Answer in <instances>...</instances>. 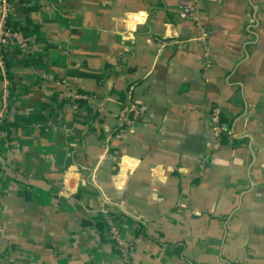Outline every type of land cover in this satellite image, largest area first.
<instances>
[{
    "label": "crops",
    "instance_id": "obj_1",
    "mask_svg": "<svg viewBox=\"0 0 264 264\" xmlns=\"http://www.w3.org/2000/svg\"><path fill=\"white\" fill-rule=\"evenodd\" d=\"M11 22L32 49H9L0 264H124L102 205L130 264H264V0H17Z\"/></svg>",
    "mask_w": 264,
    "mask_h": 264
},
{
    "label": "built area",
    "instance_id": "obj_2",
    "mask_svg": "<svg viewBox=\"0 0 264 264\" xmlns=\"http://www.w3.org/2000/svg\"><path fill=\"white\" fill-rule=\"evenodd\" d=\"M17 0H0V75H1V92H0V124H4L10 115V107L13 102L12 79L10 74V66L8 65L9 49L13 47L21 55H27L32 49V40L25 31L15 26L11 22L12 7ZM205 39L206 33L203 32ZM160 49L167 46H176L181 44L178 40H157ZM133 86L130 87L131 92ZM65 96L70 102L75 114L80 109L78 100L93 101L94 97L90 93L75 92L66 86ZM131 112V116L128 113ZM141 116V109L136 104H129L123 107L118 114L119 123H124L128 128L134 129L138 125ZM222 109L219 106L212 107L210 114L211 131L214 137V149L221 147V138L229 133V128L222 123ZM99 213L106 225V236L108 240L115 246L116 251L122 258L124 264H130L133 256V242L129 238L122 235L118 222L110 208L102 205Z\"/></svg>",
    "mask_w": 264,
    "mask_h": 264
},
{
    "label": "trees",
    "instance_id": "obj_3",
    "mask_svg": "<svg viewBox=\"0 0 264 264\" xmlns=\"http://www.w3.org/2000/svg\"><path fill=\"white\" fill-rule=\"evenodd\" d=\"M84 93H85V92H84ZM77 102H78V104H79L80 109H84L85 107H88V105H89V102L86 101V100H78ZM122 107H123V105H122ZM82 114H83V110L79 111L78 114H75V115H76L77 117H81V116L83 117L84 114H83V115H82ZM128 116H131V112L128 113ZM221 121H222V123H224V124L226 123V122H225V118H223V117H222ZM5 123H6V122H5ZM5 123H4V124H5ZM125 127H126V125H125L124 123H120V125L116 128V130H115L112 134H116V133L118 132L119 129H122V128H125ZM223 138H224V137L221 138V142H222Z\"/></svg>",
    "mask_w": 264,
    "mask_h": 264
}]
</instances>
